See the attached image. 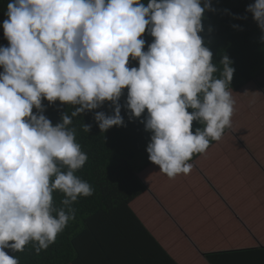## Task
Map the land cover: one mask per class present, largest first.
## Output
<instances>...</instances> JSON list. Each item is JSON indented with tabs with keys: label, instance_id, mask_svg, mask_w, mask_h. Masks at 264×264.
Here are the masks:
<instances>
[{
	"label": "clouds",
	"instance_id": "clouds-1",
	"mask_svg": "<svg viewBox=\"0 0 264 264\" xmlns=\"http://www.w3.org/2000/svg\"><path fill=\"white\" fill-rule=\"evenodd\" d=\"M212 10L210 0H9L0 25L8 42L0 46V264H19L5 249H47L74 218L72 204L92 194L75 175L88 157L73 117L110 103L111 115L94 113L100 132L125 126L119 100L127 89L129 120L146 113L148 160L169 178L188 174L193 155L222 137L234 111V68L224 55L218 69L200 35ZM245 11L264 40V0ZM146 31L153 39L145 49ZM45 100L74 110L53 124ZM194 121L202 125L195 131Z\"/></svg>",
	"mask_w": 264,
	"mask_h": 264
},
{
	"label": "trees",
	"instance_id": "trees-1",
	"mask_svg": "<svg viewBox=\"0 0 264 264\" xmlns=\"http://www.w3.org/2000/svg\"><path fill=\"white\" fill-rule=\"evenodd\" d=\"M8 2L0 0V25L6 19ZM141 2L147 4V0ZM210 3L214 10L205 12L204 31L200 35L212 51L213 63L218 69L223 68L219 62L222 56L230 59L234 73L228 90H238L264 71L262 33L251 13L245 11L254 0H210ZM143 38L146 49L153 38L147 31ZM7 44L0 27V46ZM129 66L137 67L138 62L130 58ZM214 75L219 77L220 72ZM126 93L127 89L119 100L125 126H113L100 132L94 113L104 111L111 115L110 103L72 118L69 127L76 129V142L88 157L75 175L90 184L92 194L81 196L72 204L74 218L47 249L36 253L32 243L22 252L5 249L19 264H179L130 207V202L146 190L139 173L151 164L146 152L151 133L145 131L141 123L146 113L129 120L123 106ZM42 103L46 109L44 115L53 124L60 121L63 113L71 115L74 110L72 105L59 101L51 105L46 100ZM83 124L92 125L89 132L83 130ZM197 127L202 125L194 121L193 131ZM214 142L211 141L209 147ZM199 155L194 154L188 163ZM61 199L62 193H53L56 207H60ZM203 257L208 264H264V245L205 252Z\"/></svg>",
	"mask_w": 264,
	"mask_h": 264
},
{
	"label": "crops",
	"instance_id": "crops-1",
	"mask_svg": "<svg viewBox=\"0 0 264 264\" xmlns=\"http://www.w3.org/2000/svg\"><path fill=\"white\" fill-rule=\"evenodd\" d=\"M228 91L234 111L222 137L190 162L188 174L169 178L151 163L139 173L146 190L130 202L179 264L214 249L264 245V71Z\"/></svg>",
	"mask_w": 264,
	"mask_h": 264
},
{
	"label": "rangeland",
	"instance_id": "rangeland-1",
	"mask_svg": "<svg viewBox=\"0 0 264 264\" xmlns=\"http://www.w3.org/2000/svg\"><path fill=\"white\" fill-rule=\"evenodd\" d=\"M200 190V189H199ZM193 193L195 194V190L193 189ZM195 197H197L196 196V194H195ZM198 198V197H197ZM206 241H209L210 242V240L208 239V240H206ZM226 248H231V247H228V246H231V245H229L228 243L226 244ZM235 246V245H234ZM237 246H242V245H237ZM244 246V245H243ZM216 250H218V249H214V251H216ZM222 250H228V249H222ZM222 250H219V251H222ZM190 260L193 262L194 261V264H207V262L201 257V255H200V253L199 254H195V256H191L190 257Z\"/></svg>",
	"mask_w": 264,
	"mask_h": 264
}]
</instances>
